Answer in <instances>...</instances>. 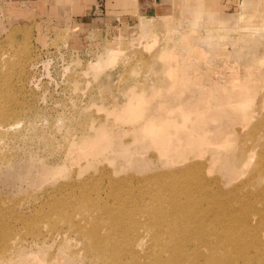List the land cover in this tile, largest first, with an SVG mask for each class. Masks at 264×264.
Returning a JSON list of instances; mask_svg holds the SVG:
<instances>
[{"label": "rangeland", "instance_id": "374dc122", "mask_svg": "<svg viewBox=\"0 0 264 264\" xmlns=\"http://www.w3.org/2000/svg\"><path fill=\"white\" fill-rule=\"evenodd\" d=\"M17 1L0 0V107L9 109L0 122L11 126L0 140V254L23 247L13 264L57 253L73 264H100L84 231L69 225L83 221L79 201L116 207L119 195L130 201L128 213L143 209L145 222L144 208L161 205L155 198L177 196L183 217L196 218L180 259L166 253V264H264V0L240 8L255 32L239 27V9L211 12L203 0H172L181 7L165 15L130 11L98 30L59 20L43 3ZM120 41L115 63L88 66ZM133 95L147 110L135 122L125 107ZM174 119L187 125L167 131L173 144H187L192 123L209 144L188 146L186 156L182 146L162 149L154 144L159 133L142 131L149 122L175 127ZM98 129L113 137L111 148L78 160L71 144ZM191 166L198 174L178 175ZM112 244L118 253L107 264L152 263L141 247L132 253Z\"/></svg>", "mask_w": 264, "mask_h": 264}, {"label": "bare ground", "instance_id": "6f19581e", "mask_svg": "<svg viewBox=\"0 0 264 264\" xmlns=\"http://www.w3.org/2000/svg\"><path fill=\"white\" fill-rule=\"evenodd\" d=\"M239 2L241 6L240 8L242 9L245 1L239 0ZM238 14H241L243 16L242 19H240L238 22L239 27L241 29L245 28L247 30L252 29L254 30L253 32H255V27H252L250 23H247V22H251V20L253 19L252 16L247 13L246 15H243L241 13V10ZM223 26L221 23H219L217 24L216 27L221 28ZM146 32L148 35L152 33V32H149V30ZM146 32H145L144 37L147 36ZM192 33L193 31H191V34ZM152 34L155 35L154 33ZM121 37L122 36H120L119 40H121ZM186 39L187 40L185 41L189 40V35H186ZM121 41L116 46L108 48L104 55L98 56V60L96 61V63H92V64L90 63L91 65L89 64L88 66L95 68V69H100L101 67L105 65L115 63V61H117L119 56L121 58L122 53H123V49L121 47V44L123 43ZM154 42H156V39H154ZM148 43H151V42L148 41ZM168 59H170L168 61H171V59H174V58L168 57ZM168 61H165L164 66L169 65ZM134 95H133L134 98L131 101L132 103L128 102L127 106L125 107L127 110L130 111V115H131L130 120L133 117L134 122H135L136 121L135 119H137V117L140 118V116L143 117L144 112H146L147 110H145V108H140V111L138 110L139 107L142 106L143 104H141L137 100H136L137 103H133L134 102L133 100L136 99ZM179 110L183 116V119L185 120L190 116V118L186 122H191L190 109H185L183 106L181 107L180 105ZM8 111L9 109L4 111V109L0 107V114L3 112L4 115H7ZM173 112H174V109H168L169 114ZM186 122L184 124L179 125L180 123H177V121L175 120L173 124L175 127L166 126L165 125L166 121L163 124H158V125L153 124V122H149L147 125H144L145 127L142 128V131L143 132L147 131V133H150L152 135H154L155 133H159L154 136L156 137L154 140V144L159 146L162 149L164 148L169 149L171 145L173 146V148L181 147L182 145L180 143H178V145L173 144L174 140H171V139L175 137H170L167 134V131L173 128V130L180 132V130L187 125ZM8 124H9L8 122L6 123L0 122V140L7 133H9V130L11 129V126H9ZM192 126H194L193 123H192ZM192 126L189 127V129L188 128L186 129V131H192V133H190L189 135L186 132L187 136L189 135L188 137L187 136L186 137L187 139L188 138L189 139L186 141L187 144L186 145L184 144V146H182L183 147L182 154H187L186 156H188L189 154V151L185 150L187 149L188 146L192 147L191 150L195 148H198L200 150V148H202L201 145L208 143L207 134H205L206 137L202 136V139H200V137L198 139V134L195 133V131H193L194 128L191 130ZM101 127L102 126H100V128ZM98 131L99 132L97 133V135L96 136L94 135L95 137L83 138L79 143L71 144L70 149L73 153H75V156L78 160L80 158L84 159L83 157L85 155H91V157H93L95 154L102 153L103 152L102 150L111 144L112 142L111 139L113 137L110 134H108L105 131V129H98ZM176 138H181V137L178 136ZM167 149L164 150L162 154H170V151L168 152ZM125 154L126 156H128L127 151H125ZM105 155H106V152H105ZM175 174L176 173H174V175ZM189 174H198V167L191 166L190 168H185V169H181L178 171V175L182 177H185L186 175H189ZM193 183L197 184L198 181L193 182ZM191 189H194V187H192ZM118 196L115 197L116 201L114 205H117L116 207H111L108 204L100 205V204L94 203L92 199H84L82 201H79V205L77 206V209H79L78 212L82 215L83 221H80V223L78 224L77 223L69 224L70 227L74 229L75 232H78V230L84 231V233L82 232V234L85 237V240L87 243L86 246L89 250V253L90 254L92 253L95 256V260L98 261L100 264H107L109 259L113 258L112 254L115 255L116 253H118L116 252L115 249H113V244L111 245V242H114L116 245H118L122 249V251L124 248H126L125 250L127 249L133 250L132 253H135L136 249H139V247H141L143 250V255H144L143 257L145 259H151V262H152L151 264H166L162 258L163 255L166 253H168V256L170 257L169 261L173 259L175 260V262L178 261L181 257V252H180L181 240H187L184 236H188L191 234L189 232L193 230L192 229L193 224L191 220L196 218V217L188 218L187 216L185 218L183 217L184 210L182 206L184 203L180 202L179 197L170 196V197H165L162 200L155 198L154 202H157L161 205L158 207H154V208L151 206H149L148 208H144V210L147 211L148 216H149L148 219L144 222L138 219L139 218L138 215L143 211V209H138V211L134 213H128L130 209H132V207H130V201L122 199V197L117 198ZM168 204L170 205L169 208L167 207ZM184 207H186L185 204H184ZM189 226H191V228ZM208 236L205 237L203 240H201V242H203L201 245L208 246L207 241H206L208 239ZM227 239L231 240L228 237ZM209 243L211 244L210 256L213 258H217L216 254L218 253V251H217L216 243L213 241H209ZM175 244L177 246H174ZM24 254L25 253H23V247H17L14 250L11 248L5 253L0 254V264H4L3 262H5L7 259L11 262V264H13L14 259L16 257H19V256L23 257L22 255ZM69 260H72V258L70 257ZM38 264H73V263L71 261L68 262L67 258L63 256V253L62 255L57 253V255H55V257H53L51 260L40 258L38 260ZM226 264H231V262L227 261Z\"/></svg>", "mask_w": 264, "mask_h": 264}, {"label": "crops", "instance_id": "0c3cea01", "mask_svg": "<svg viewBox=\"0 0 264 264\" xmlns=\"http://www.w3.org/2000/svg\"><path fill=\"white\" fill-rule=\"evenodd\" d=\"M16 1V0H15ZM17 2H39L45 10H51L59 20H69L85 30H98L107 27L119 17L132 11H161L171 14L180 8L178 1L172 0H18ZM207 11L233 14L240 10L239 0H203ZM138 11V12H139Z\"/></svg>", "mask_w": 264, "mask_h": 264}]
</instances>
